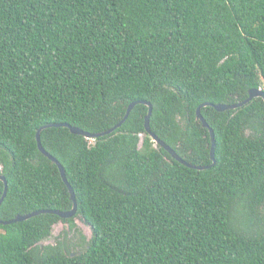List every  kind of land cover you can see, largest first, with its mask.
<instances>
[{
    "label": "trees",
    "instance_id": "obj_1",
    "mask_svg": "<svg viewBox=\"0 0 264 264\" xmlns=\"http://www.w3.org/2000/svg\"><path fill=\"white\" fill-rule=\"evenodd\" d=\"M264 0H0V264H264ZM215 138L214 160L208 129ZM4 185L0 181V198ZM71 239L55 244L53 227Z\"/></svg>",
    "mask_w": 264,
    "mask_h": 264
},
{
    "label": "water",
    "instance_id": "obj_2",
    "mask_svg": "<svg viewBox=\"0 0 264 264\" xmlns=\"http://www.w3.org/2000/svg\"><path fill=\"white\" fill-rule=\"evenodd\" d=\"M255 98H261L264 101V92L261 89H251L248 92V97L247 99H245L244 101L240 102V103H236L233 105H222V104H218V105H212V104H203L202 107H213L216 111L218 112H223V111H227V110H234L237 108H240L246 104H248L251 100L255 99ZM137 104H143L145 106H147L148 111H147V115L144 118V129L145 132L149 135V137L152 139V141L154 142V144L156 146H160L162 149H164L170 156L172 159H174L175 161H177L178 163L190 168V169H195L198 171H203L205 169H208L209 167H198V166H192L188 163H186L184 160H182L176 153L174 150H172L169 146H167L164 142H162L154 133L151 132L150 130V117L152 115V105L148 102H144V101H138V102H133L130 103L129 106L126 109V113L124 118L117 123L115 126H113L111 129L100 133V134H96V135H92V134H87L83 131H81L78 128L75 127H71L67 124H48L45 125L41 128H39L36 132L35 135V139H36V143H37V147L38 150L40 151V153L46 157L48 160H50L52 163H54L56 165V167L59 170V173L61 175V178L64 182V184L66 185L68 192H69V199L72 201V209L70 211L67 212H60V211H53V210H40V211H36L27 215H17L16 217H14L12 220L10 221H1L0 220V224L1 225H10V224H14V223H19V222H23L26 221L32 217H36L38 215H43V214H50V215H56L57 217H59L60 220H68V219H72L76 217L77 214V202H76V198H75V194L74 191L72 189V187L70 186V184L67 182L66 176H65V172L63 167L61 166V164L53 157L51 156L49 153H47L44 148L41 145V141H40V135L42 130L47 129V128H67L70 133L74 134V135H79V136H83L86 139L89 138H97V137H102V136H106L109 135L111 133H113L117 128L121 127V125L125 122L126 118L128 117L129 113L131 112V110L137 105ZM196 118L197 120H199L202 124V127L205 129H208L209 131V135H210V141H211V160H212V165L214 166L215 164V160H214V151H215V138H214V133L213 130L208 126V124L206 123V121L204 120V118L202 117L201 113H200V107L197 109L196 111ZM0 181L3 182L4 185V191H3V195L0 198V205L6 195V191H7V182L5 180V178L3 176L0 175ZM61 223V222H60ZM68 226V225H67ZM53 232V231H52Z\"/></svg>",
    "mask_w": 264,
    "mask_h": 264
},
{
    "label": "rangeland",
    "instance_id": "obj_3",
    "mask_svg": "<svg viewBox=\"0 0 264 264\" xmlns=\"http://www.w3.org/2000/svg\"><path fill=\"white\" fill-rule=\"evenodd\" d=\"M74 223L76 225V228H78L79 231H81V233L85 236V238L89 239L91 236V229L84 222V220L77 217L74 219ZM64 233H65L66 239H68L69 241V239H71L72 234L71 232H69L67 224L58 223L57 225L53 227L52 238L48 241L43 242L42 245L55 244L57 238L62 240L61 236H64Z\"/></svg>",
    "mask_w": 264,
    "mask_h": 264
}]
</instances>
